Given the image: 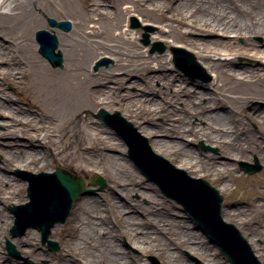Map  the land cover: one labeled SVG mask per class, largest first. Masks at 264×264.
Listing matches in <instances>:
<instances>
[{"label": "bare ground", "instance_id": "6f19581e", "mask_svg": "<svg viewBox=\"0 0 264 264\" xmlns=\"http://www.w3.org/2000/svg\"><path fill=\"white\" fill-rule=\"evenodd\" d=\"M120 1L81 0L88 8L85 14H81L74 0H0V34L3 38L0 39V46L6 49L5 52H0V116L6 128L1 138H14L3 143L8 147L0 146L4 159L10 166L30 168L34 171L49 168L50 159L54 161L56 167L66 169L75 175L84 172L87 167L88 171L104 170L111 176L115 186L132 193L136 187L141 188L144 184L136 179L135 173L124 171L122 165L124 159L120 154L111 153L117 149L118 143L111 137H104L102 135L104 130L91 119H86L87 127L82 128L77 116L80 110L89 106L107 104L113 109L118 105L150 136L153 147L175 154L191 168L199 167L200 170L211 171L218 180H225V174L220 169H212L205 164L207 160L216 166L218 161L212 160L213 157L210 155L207 158L190 145L191 140L188 141L189 136L194 140L205 138L209 142H216L230 153L235 152L233 156L241 157L247 153V147L239 141L235 142L236 145L231 142L233 140L231 132L238 135L242 130H233L225 126V118L228 116L226 112L213 111L225 103L218 104L216 98L210 97L209 103L203 104L202 92L187 87V80L168 73L165 71L166 66L161 64L158 67L154 66V62L159 63L163 58L145 55L134 41L132 31L125 29L121 24L125 21V16L135 9L146 19L170 27L175 41L197 48L201 60L216 73L217 77L220 76L217 85L218 88L221 85L223 89L217 90L219 95L226 91L235 93L234 97L239 99L237 101L240 102V106L244 109L252 106L253 110L257 111L256 116L260 124L264 125V105L254 103L257 99L264 101V88L250 90L245 87H251L259 82L264 84V63L257 66L240 65L236 69L232 62L216 61L210 54L214 50L236 53L244 50L248 55L264 59V44L250 42L240 49V46H234L232 42L193 39L184 31V27H191L200 33L208 34L264 35V0H240L241 5L226 0H205L204 4L201 0H124L129 3L126 7H123ZM173 3H176L178 12L169 16L166 10L173 8ZM108 6L112 8L109 9ZM92 11L95 13L94 16L90 15ZM64 16L73 18L69 34H56L58 41L56 52H61L64 68L52 70L34 53L37 46L33 43L32 36L38 28L45 27L46 18L63 19ZM45 30L52 32L51 29ZM117 30L120 32H116ZM19 39H22L19 45L24 46L25 57H20L18 48H15ZM100 52L114 57L116 65L113 68L102 69L99 75L94 77L90 66ZM224 75L233 78L232 86L222 82ZM133 76H137V79L131 83L141 87V92L131 93L128 90L122 92L124 87H128V81ZM177 80L179 82H176ZM155 81H161L166 89L157 91ZM8 82L14 84L17 94L23 101L33 103L32 106L29 105L31 108L40 105L43 110L24 108L18 101H12L3 90L4 84ZM158 95H161L160 100L157 98ZM165 96L169 101L175 103L183 101L184 104L180 108L170 110L167 108ZM177 110L180 112L177 113ZM158 118H162L161 122ZM195 118L205 122V125L195 123ZM19 133L27 139L19 138ZM158 134L171 137L154 138ZM174 136L179 140L172 139ZM252 150L263 157L264 143L256 142ZM83 162L87 165L80 164ZM228 180L235 181L236 176L231 174ZM0 191L1 239L9 225L4 205L21 203L25 199L23 185L2 170ZM141 193L149 199L153 196L148 191ZM109 194L113 199L114 190H109ZM95 199L79 198L73 204L71 219L65 224L66 227L53 226L52 231L56 234L62 229L61 240L69 247L66 253L60 255L62 264H127L122 259L123 256L120 257L118 254V243L115 241L123 235H128L143 248L153 247L149 235L158 229L154 224L144 220L137 222L133 220L134 215L130 218L123 217L126 209L121 211L119 219L115 217L112 220L106 207L101 206ZM114 200L115 206H122L119 200ZM156 209V204H153L141 212L149 211L158 213L156 217L162 216L156 223L158 227L167 226L163 229L172 230L177 226L185 235L183 243L204 259V264H222L216 255H211L207 251L205 248L207 245L194 233H188L186 236L188 230H184L186 226L181 223L182 221L174 219L169 211L164 215ZM136 210L128 208V211ZM223 212L222 208L221 215L224 219ZM226 214L240 216L229 210ZM240 219L245 226L248 224L246 218ZM136 222L145 228L144 231L129 226ZM138 232H143L144 235H139ZM17 243L28 247H23L24 253L33 257L38 255L36 247L30 246V241ZM251 248L253 251L259 250L257 245L251 244ZM171 253L173 252L170 251ZM5 260L8 259L0 255V264H18L12 260L4 263ZM259 261L261 262L260 258Z\"/></svg>", "mask_w": 264, "mask_h": 264}, {"label": "rangeland", "instance_id": "374dc122", "mask_svg": "<svg viewBox=\"0 0 264 264\" xmlns=\"http://www.w3.org/2000/svg\"><path fill=\"white\" fill-rule=\"evenodd\" d=\"M77 6V10L81 14L86 13L87 6L85 3L81 2V0H74ZM104 1V0H101ZM227 2H232L238 5H241L240 0H226ZM206 1L201 0V3L204 4ZM123 7L129 5L124 0L120 1ZM173 8L170 10H166L167 15H172L174 12H178V7L176 3H173ZM166 5V3L164 4ZM109 9L110 6H108ZM90 11V10H89ZM93 12V11H92ZM90 15H95V13H90ZM65 18V19H64ZM50 19H54L56 22H69L70 29L65 30L58 26H51L49 23ZM45 27L38 28L32 36L33 43L37 46L34 50V53L37 57L42 60L44 63L48 65V67L52 70H62L64 68V63L62 66H53L47 58L43 57L39 52V45L36 40V32L39 30L51 29L53 34L62 33L69 34L72 30L73 18L64 16L63 19H58V17H48L45 19ZM91 25L93 23H90ZM125 29H129L132 31L134 36V41L137 43L140 50L149 56H157L162 57L160 62H154L153 65L158 67L159 64L166 66L165 71L168 73L176 74L180 79H185L188 82L187 87H191L199 92L204 94V98L202 99L203 104H208L211 100L210 97L219 102L218 104H223L224 106L215 108L213 111L218 112H226L228 114L226 119V125L230 129H238L242 130V133L238 135H234L233 132L231 138V142H240L244 147H247L248 151L244 156L236 157L235 152H229L228 150L222 148V146L218 145L216 142H209L205 138H200L194 140L192 136H189L188 141H190V145L196 148L197 151L203 153L204 155L212 156V160L216 159L217 165L213 166L209 161L205 160V164L207 167H211L212 169H220L222 173L225 174V180H218L215 174L211 171L200 170L199 167L191 168L188 164L184 163L180 158H178L175 154L170 153L166 150L157 149L155 146H152L150 136L143 131L140 124L120 109L118 105L115 108L109 107L107 104H100L98 106H89L77 113L78 119H80V125L82 128L87 127V123L85 120L91 119L95 121L96 124L101 126L104 130L102 134L104 137H111L115 142L118 143L117 149L111 151L112 154H120L123 157V167L124 171L130 173L133 172L136 174V179L141 181L144 185L139 188L136 187V190L132 193H127L125 190H120V187L115 186L111 176L104 172V170L95 169L93 171H88V167L84 170V172L79 173V176H83L87 180V188L95 190V193L85 194L82 196H78L79 198H87V197H95L96 201L103 207H106V211L110 218L118 219L121 216V211L126 209L127 212H123V217L126 216L130 218L131 215H134V219L137 222L144 220L147 223L154 224V227L158 228L157 230H153V232L149 235V240L153 247L150 249L143 248L139 243H135L131 237L128 235H123L117 238L115 241L118 243V254L123 256V260L127 262V264H204V259H202L197 253L191 251L184 243L185 235L181 233L179 228L175 226L174 229L170 230L166 225L158 227L157 222L162 216L156 217L158 213H150L149 211H143L147 206H151L156 204L157 211L163 213L165 215L166 211H169V214L172 215L174 219L177 221H182L186 227L184 230H188L186 232V236L188 233H194L196 237L200 238L207 246L205 247L207 251L211 255H216L218 260L222 262V264H229L227 259L224 257L220 248L211 241V239L202 231L199 226L194 222L192 216L186 212L185 208L175 201L174 199L168 198L165 196L156 183L150 181L138 168V166L134 163V161L129 156V144L125 137L121 135L116 129L108 125L106 122L98 118V110L105 109L110 114L114 112H119L120 115L125 118L127 121L131 122L136 130L134 132L132 129L126 131L128 139L135 141L136 143L144 144V146H149L152 152L162 156L166 160H168L172 165L177 168H180L186 171L190 176L195 178H203L210 182L212 186H214L220 194L224 197L223 200V210H224V220L230 224H233L238 231L243 233L242 237L250 250L251 244L254 246L257 245V250H252L254 254L261 259V264H264V155L261 157L258 153L252 150L255 147V143L262 142L264 143V125L260 124V120L257 119V111L253 110L252 106L247 108H243L240 106V102L235 93H229L226 91L223 95H219L217 90H222V86L217 85V80H220V76L217 77L216 73L211 71L206 63L201 60L200 55L198 53L197 48L187 46L183 42L175 41L170 32V27L165 25L164 23L154 22L152 20L146 19L143 15H141L135 9L131 12V14L125 16V21L122 22L121 26ZM123 28V29H124ZM184 31L188 37L193 39H202L205 41L211 40H222L227 42H232L234 46H240V49H243L247 46L248 43H256V44H264V35L259 33H250V34H241V35H221V34H208V33H200L197 30L191 27H184ZM116 32H120L117 30ZM132 34H127L130 36ZM0 39H3L0 34ZM229 40V41H228ZM1 41V40H0ZM22 42V39H19L16 44L19 45ZM15 45V48L19 50L20 57H25V48L21 44L19 47ZM0 52L3 53L6 51L2 46H0ZM0 53V54H1ZM185 56L188 54H192L194 56V61H180L175 62V55ZM213 59L216 61L226 62L230 61L233 63L235 68L237 69L240 65H253L257 66L264 63V59L255 58L252 55H248L244 50H240V52H231L227 50H214L210 52ZM102 62L99 67L98 64ZM116 65V61L114 57H110L107 53L100 52L98 58L95 59L90 66L91 73L94 77L99 75V72L102 69L113 68ZM137 76H133L128 81V87H124L123 91H129L131 93H139L141 92V87L138 85H134L131 83L136 80ZM176 82H179L178 80ZM222 82L227 84L228 86H232L233 78L229 77V75H224ZM258 82V81H257ZM261 83V84H260ZM154 86L157 91L165 90L166 87L162 86L161 81H155ZM36 87V86H34ZM246 89L255 90L264 88V84L262 82L255 83L251 87L245 86ZM42 88V86H40ZM39 88V89H40ZM218 88V89H217ZM3 90L12 99V101H18L24 108L32 106L22 100V98L17 94L14 84L12 82H8L4 84ZM170 91V90H168ZM171 92V91H170ZM230 94V95H229ZM165 95V94H163ZM162 95V96H163ZM25 97V95H23ZM157 98L160 100L161 95H158ZM165 102L167 104V108L173 110L176 107H182L183 101L175 103L169 101V99L165 96ZM254 103L264 105L263 99L254 100ZM31 108V107H30ZM35 111H39L42 109L40 105L34 106L31 108ZM178 109V108H177ZM43 110V109H42ZM180 111L177 110V113ZM172 113V112H171ZM162 118H158V121L161 122ZM195 123L200 125H205V122H201L199 119H194ZM90 128V127H88ZM158 130V128H156ZM6 128L3 125V118L0 116V146L8 147L3 144L9 140H13L14 138L4 137L1 138V135L5 133ZM171 136L169 135H155L154 138H166L169 139ZM229 137V136H228ZM19 138L27 139V137L23 136V134L19 133ZM172 139L179 140L178 137L174 136ZM193 139V140H192ZM185 141V140H184ZM187 141V140H186ZM236 145V143H235ZM239 145V144H237ZM251 146V147H249ZM148 158V157H147ZM149 159V164L151 167L155 163L152 158ZM146 162L147 160L144 159ZM51 166L49 168H40L37 171H34L30 168H21V167H13L10 166L7 161L4 159V155L0 149V170L4 171L8 175L16 178L19 183L23 185V194H24V202L17 203L22 204L28 202L30 199L27 195V187L28 182L23 178L27 175L25 172L30 173H40L42 171L45 172H53L57 168L54 164V161L50 159ZM159 162V160H156ZM247 163L251 165H256V162L261 166V170L254 174H247L243 170H241V163ZM83 164L86 166L87 164ZM157 164V163H155ZM214 165L216 163H213ZM163 170L165 175L170 176L171 173L168 172L162 165L157 164ZM211 169V170H212ZM100 175L106 183L104 189L99 190V185L92 186L89 183V179L94 175ZM234 174L236 176V180H228L229 176ZM226 185V186H225ZM120 188V189H119ZM109 190H114V198L112 199ZM142 191H148L151 193V198L143 196ZM2 198V192L0 191V200ZM120 201L122 206H115V200ZM3 204V202H2ZM13 203H9L4 205V211L8 216L9 225L7 226L6 234L4 237L0 239V255L4 257V263L9 261H15L18 264H51L52 262H56L55 264H62V260L60 259V255L66 253L69 250L68 244L64 243L61 240L62 229H59L57 234L56 232H51L50 240L56 242L58 244L57 250H51L47 243L42 242L41 234L37 229L30 228L26 230V232L20 237H13L10 233V229L14 224V216L9 210V206ZM16 204V203H14ZM74 206V205H73ZM144 207V208H143ZM128 208L137 209L136 211H128ZM73 209V207H72ZM71 209V212H72ZM232 211L240 214L238 217H234L233 215L226 214V211ZM72 213L68 216L67 220L64 223H57L61 228H65L71 219ZM240 218H246L248 220V224L245 226ZM134 223L133 225H129L132 228H136L138 231H144V227L140 223ZM128 226V227H129ZM250 231V232H249ZM245 233V234H244ZM139 235H144L143 232H138ZM105 235V234H104ZM7 240H9L14 246V252L10 253L7 248ZM17 241H30V246L36 247V251L39 252L37 256L33 257L30 254H26L23 252V247L18 245ZM250 242V243H249ZM177 245H180L177 247ZM28 248V247H27ZM170 251L173 253L170 254ZM38 257V259H37ZM258 258V260H259Z\"/></svg>", "mask_w": 264, "mask_h": 264}, {"label": "water", "instance_id": "95a60500", "mask_svg": "<svg viewBox=\"0 0 264 264\" xmlns=\"http://www.w3.org/2000/svg\"><path fill=\"white\" fill-rule=\"evenodd\" d=\"M49 23L51 26H58L65 30L70 29L69 22H56L50 19ZM36 40L40 45V54L53 66H62V54L56 53L58 47L56 35L47 30H40L36 34ZM184 57L189 61L195 59L192 54ZM179 58L176 54L175 61L178 62ZM98 117L109 124L112 118L117 121L118 125L114 127L126 136L130 157L138 168L149 180L159 186L164 195L183 205L199 227L220 247L230 264H261L237 228L222 219L224 198L214 186L202 178L189 176L162 156L152 152L147 145L128 139L125 132L129 129L134 132L136 130L133 124L123 118L119 112L110 114L105 109H100ZM147 157L162 165L171 175H165L164 170L155 163L151 167ZM241 169L248 174H254L261 170V166L258 162L255 166L243 162ZM25 174L27 176L24 179L29 182L27 191L31 201L10 206L11 213L15 215V222L10 232L13 237H20L29 228H35L41 232L42 242H47L50 249L57 250L58 244L49 239L53 226L66 221L78 196L95 193V190L87 188L84 178L62 168H57L52 173L25 172ZM90 184L100 185L99 190L106 186L105 180L98 174L90 178ZM7 248L11 253L14 252V246L9 240H7Z\"/></svg>", "mask_w": 264, "mask_h": 264}]
</instances>
